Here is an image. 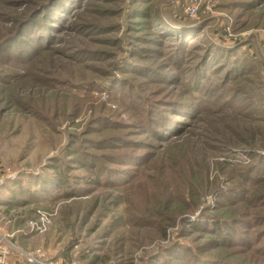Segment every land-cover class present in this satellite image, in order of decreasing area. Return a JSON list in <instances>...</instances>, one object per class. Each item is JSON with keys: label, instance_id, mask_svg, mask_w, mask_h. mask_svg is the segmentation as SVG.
I'll use <instances>...</instances> for the list:
<instances>
[{"label": "rangeland", "instance_id": "1", "mask_svg": "<svg viewBox=\"0 0 264 264\" xmlns=\"http://www.w3.org/2000/svg\"><path fill=\"white\" fill-rule=\"evenodd\" d=\"M261 31L264 0H0V231L60 264H264Z\"/></svg>", "mask_w": 264, "mask_h": 264}, {"label": "built area", "instance_id": "2", "mask_svg": "<svg viewBox=\"0 0 264 264\" xmlns=\"http://www.w3.org/2000/svg\"><path fill=\"white\" fill-rule=\"evenodd\" d=\"M198 4L191 1L186 7V15L194 17L197 14ZM261 36L264 41V31H261ZM0 207V221L4 224L9 223V218H3ZM4 220V221H3ZM43 221V219H41ZM44 225V224H42ZM30 226V227H29ZM29 232L43 233L47 227H38L29 223L26 227ZM0 264H60L58 260H52L40 250L36 249L31 252L22 251L18 244L13 240V235L0 232Z\"/></svg>", "mask_w": 264, "mask_h": 264}, {"label": "crops", "instance_id": "3", "mask_svg": "<svg viewBox=\"0 0 264 264\" xmlns=\"http://www.w3.org/2000/svg\"><path fill=\"white\" fill-rule=\"evenodd\" d=\"M4 228H5V227H2V226H1L0 229H1L2 231H4ZM5 230H6V229H5ZM0 232H1V231H0ZM3 233H4V232H3ZM10 233H11V235H14V234H15L14 232H10ZM13 238H14V237H13ZM13 240H14V239H13ZM14 241H15V240H14Z\"/></svg>", "mask_w": 264, "mask_h": 264}]
</instances>
